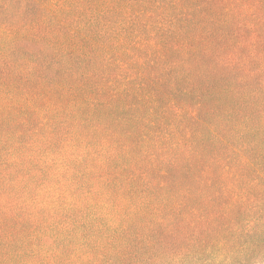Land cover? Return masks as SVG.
Wrapping results in <instances>:
<instances>
[{"label":"trees","instance_id":"1","mask_svg":"<svg viewBox=\"0 0 264 264\" xmlns=\"http://www.w3.org/2000/svg\"><path fill=\"white\" fill-rule=\"evenodd\" d=\"M0 264H264V0H0Z\"/></svg>","mask_w":264,"mask_h":264}]
</instances>
